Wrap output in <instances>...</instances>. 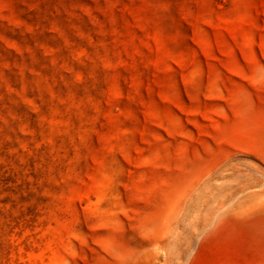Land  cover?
I'll use <instances>...</instances> for the list:
<instances>
[{"label":"rangeland","instance_id":"rangeland-1","mask_svg":"<svg viewBox=\"0 0 264 264\" xmlns=\"http://www.w3.org/2000/svg\"><path fill=\"white\" fill-rule=\"evenodd\" d=\"M0 264H264V0H0Z\"/></svg>","mask_w":264,"mask_h":264},{"label":"bare ground","instance_id":"bare-ground-1","mask_svg":"<svg viewBox=\"0 0 264 264\" xmlns=\"http://www.w3.org/2000/svg\"><path fill=\"white\" fill-rule=\"evenodd\" d=\"M213 207V206H212Z\"/></svg>","mask_w":264,"mask_h":264}]
</instances>
